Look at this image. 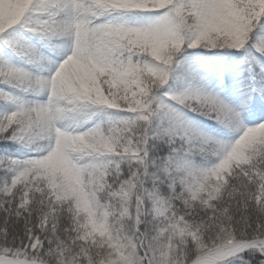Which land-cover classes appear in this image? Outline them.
Wrapping results in <instances>:
<instances>
[{
	"label": "snow or ice",
	"instance_id": "obj_1",
	"mask_svg": "<svg viewBox=\"0 0 264 264\" xmlns=\"http://www.w3.org/2000/svg\"><path fill=\"white\" fill-rule=\"evenodd\" d=\"M0 264H264V0H0Z\"/></svg>",
	"mask_w": 264,
	"mask_h": 264
}]
</instances>
